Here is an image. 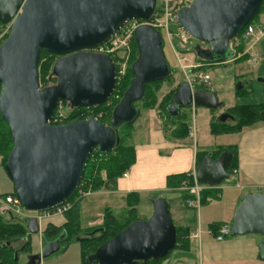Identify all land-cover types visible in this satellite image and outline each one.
I'll return each instance as SVG.
<instances>
[{"label": "water", "instance_id": "95a60500", "mask_svg": "<svg viewBox=\"0 0 264 264\" xmlns=\"http://www.w3.org/2000/svg\"><path fill=\"white\" fill-rule=\"evenodd\" d=\"M159 0H0V24H12L0 46V114L12 135L13 149L4 166L14 193L25 212H44L75 197L93 151L112 153L117 130L134 122L145 99L146 85L171 75L163 53L164 40L150 25L139 27L133 37L138 59L132 64L133 80L113 112L109 126L98 119L55 126L57 106L71 109L103 106L116 89L115 66L110 57L90 52L106 44L133 20L150 23ZM264 0H192L179 9L177 23L191 39L207 46L196 52L203 61L227 64L230 43L255 19ZM60 57L52 76L53 87L41 89L40 54ZM264 86V77L258 79ZM239 89H243L240 87ZM205 90L193 92L183 83L166 107L178 119L182 110L195 106L218 110L222 104ZM233 116L222 114L219 124ZM233 154L225 150L217 159L209 153L197 166L198 184L216 188L228 178ZM149 220L134 221L104 243L87 264H144L164 259L177 245V230L165 198L150 201ZM36 218L27 220L28 236L41 234ZM230 238L264 237V194L248 193L235 211ZM66 233L52 242L43 239L39 255L28 264H41L63 250ZM264 262V244L259 245ZM15 261H18V251Z\"/></svg>", "mask_w": 264, "mask_h": 264}, {"label": "rangeland", "instance_id": "374dc122", "mask_svg": "<svg viewBox=\"0 0 264 264\" xmlns=\"http://www.w3.org/2000/svg\"><path fill=\"white\" fill-rule=\"evenodd\" d=\"M191 1L192 0H171L172 6L168 11H171L173 14H175L177 10L181 9L183 6H189ZM161 9H165V7H161ZM254 22L255 36L247 40L246 46H244L245 48L241 50L240 54L237 53L235 58L231 59L227 64L208 66L207 68L203 67L202 63L198 62L196 58L194 48L200 45L197 41L190 38V40L186 44H184L182 37L180 36L181 34L179 35L180 31H178V28L176 26H173L171 30L174 35L171 37L172 44L168 41L167 37H165L166 35L162 34L161 37L164 40L163 53L166 59V63L171 70L170 76L172 77L167 81L162 82L161 84L150 86V89H148V101L145 104H136L140 109V116H138V120L133 125L128 127L125 126L118 130L119 138L121 139V143H119L120 147L129 146L130 148L135 149L133 144H135V146L136 144L140 143H142V145H146L145 143H143V131L150 127V116H153L155 125L163 130L164 134L168 139H170L171 142L174 141L172 138H174L178 133L177 127L180 126L183 122H186V124L188 125V129H190L188 144L186 143V145H189L192 148L196 147L199 152L207 150V152L210 151L209 153H213L219 150V146L221 147L222 145H226L229 143H231L232 145L235 144V136L231 135L218 138L214 137L211 134L210 126L214 122V120L217 121L218 117L223 112H229V110H231L232 112V108L234 107H253L260 105V108H257L256 112L259 113V111L264 110V106H262L264 105V86L263 84L258 82V79L262 78V76L260 75L264 74V69L260 70L263 64L262 62H258V60H256V58H258V55L257 53H255V47L253 45L257 44V41L259 40L258 37L261 34L260 32H262L261 29L262 26H264V14H260L254 20ZM11 26L12 25L10 24L0 26V46H2L8 39L11 32ZM240 42L241 39H236L232 41V43H230V49L226 59H230L234 56L233 49L237 50V46H239ZM132 43L133 39L131 38V41L129 43V51L131 53L129 54L126 63L128 68L126 77H123V83L120 86H117L118 89L116 88L113 91L114 93L108 100V102L106 104H103V106H100V108H89L83 111H79V109L75 108L71 109L70 107H68L69 105L67 103L63 102L60 111L58 112L57 110L56 112V115L58 114V119H56V122H54L53 120V123H51L52 125L59 126L68 124L69 121L71 122L73 120H75L74 122H76L95 118L104 125L109 126L114 109L116 108L117 104L121 102L126 90L129 89L130 84L134 79L133 76L129 73V69L130 66H132V64L137 61L138 51L135 50V48L132 46ZM251 46H253V49L249 50V47ZM246 54H248L249 59L244 58V55ZM59 59L60 57H45L42 59L39 67L38 80L40 82L41 89L53 87L57 84V79L52 76V67H54L55 63ZM195 66L198 67L196 68ZM183 67L186 68V71L183 70ZM195 70L200 71L195 72ZM201 75L210 76V87H204V85H202L199 80ZM187 76L189 78H187ZM187 82L191 85V89H193V92H196L199 87L203 86V88H205L207 92L217 97V101H219V103L222 104L223 107L219 110H212L206 107L195 106L193 108L184 110L181 114L182 117L178 121H170L166 116L165 108L168 104H170L169 102L172 101L180 86L183 83ZM240 87H243V89H239ZM242 90L245 93H242V96L238 97L237 92H242ZM249 112L250 111L248 110H244L242 113H244L247 117L251 114ZM237 116L240 117L239 119H246V117L243 114H240L239 111H237ZM179 133L178 136L180 135ZM155 140L156 139H154V141ZM120 154L121 152L117 150V153L115 155L119 156ZM108 159L109 158H98L96 155H93V157H91L88 167L89 171L87 172L89 175L93 172L95 173L96 189H93V192H90V190H87L83 186L79 190L78 195L75 197V199L69 202V205L71 204L69 207H73L67 211V214L65 213V215L62 216L41 221L39 225L41 227V234L33 235L28 238L31 244V249L25 251L26 253L21 252L18 255V264H28L29 256L39 255L41 253L43 249V240L41 239L42 233L47 228V225L52 224V226H63V224L69 222V211L74 208V205L75 209L73 212L74 218H76V224H74L75 230L81 231L82 233H90L99 229V227L103 225L102 223H104V215L106 213V209L112 210L114 215H116L117 217L123 216L122 220L119 218L121 220L120 223L122 224H125L126 220H128L129 218H134L135 221L144 222L145 220H149L151 218L153 214V207L150 204V201L152 199L144 201L138 208H136V210L134 211V216H131L132 214H130L128 210H125L126 199L124 197L120 195H107L104 191L97 190V187L106 180L105 171L100 172V175H98V166L102 161H107ZM4 160L5 157L0 159V221L11 224L22 223L26 226V217L35 215H31L28 213H21V215L12 214V209L9 206L4 205V202L2 201L5 195H9L14 192V185L11 183V180L8 178L3 168L7 163L6 161L8 160V158L6 161ZM2 165L3 167H1ZM193 179L195 180V176H193ZM195 184L196 183L194 181L193 186H195ZM237 184L239 183L232 174L230 178H228V180L224 181L222 185H220L218 191L212 192L213 194L208 197L207 202H203L202 204L198 205L199 208L197 207L193 215L196 216L197 224L198 226H200L201 222L198 218L201 216V211L203 212L205 218L203 219L204 224L202 223L203 233H207L209 231V228H211V226L214 224L224 223L222 220H224V218H226L230 213V208L228 205L231 203V201L237 199L238 194H242V191L239 188L240 186L237 187ZM192 187L186 186L187 189L183 192L185 194V198H182L181 200L182 205L180 201H171L169 207L170 216L172 217L171 220L174 222L175 227L179 229L190 228L191 232L194 230L193 226L184 227V224L179 221L178 215L176 213L179 212L180 215L184 218V215H188L190 213L186 210L193 209L184 206V203H186L188 199L192 198L188 194L189 189ZM213 189L215 188H204L202 192L210 191ZM202 192L200 193L201 195ZM219 195H221V198L218 197ZM157 198L166 197L161 195V197L158 196ZM182 212H185L186 214H183ZM94 234L90 237H93ZM86 236V234H81L79 238ZM190 236L191 233H189L188 237L190 238ZM226 239L229 238L227 237ZM24 242L25 241L13 242L9 247L14 250H19L20 248H23ZM2 245L5 246L7 245V243L3 242ZM92 245L95 246L96 244ZM64 248L62 251H60L59 254L46 261H42L41 264H82V262H84V247L81 242H77L76 239L71 238L64 245ZM179 249L181 248L177 247L176 245V249L172 250V252H170L166 258L160 259L158 264H171L172 261H174L173 259L181 258L183 254L181 255V253L177 252ZM196 255L197 254L194 253L193 258H195L194 260H196L198 263Z\"/></svg>", "mask_w": 264, "mask_h": 264}, {"label": "crops", "instance_id": "0c3cea01", "mask_svg": "<svg viewBox=\"0 0 264 264\" xmlns=\"http://www.w3.org/2000/svg\"><path fill=\"white\" fill-rule=\"evenodd\" d=\"M261 30L257 44H253L255 53L258 55L256 60L263 64L260 70L264 69V26H262ZM252 49L253 46L249 47V50ZM260 76L264 77V74ZM150 121V127L143 131V143L146 145L140 143L135 146L133 144L136 151V160L135 164L127 172V176L117 181L116 191L101 190L107 195L124 197L126 199V209L129 195L136 196L139 206L144 201L157 199L161 195L166 197L169 207L171 201H180L182 205L181 200L185 195L183 192L187 188H172V185L168 182L169 177L185 173L193 176L197 169L199 156L210 152H207V150L199 152L196 147L192 148L186 145L189 137L181 140L172 138L174 141L171 142L163 130L155 125L153 116H150ZM231 135L236 137L235 144L229 143L219 146V149L230 146L236 147L234 153L237 156V164L232 174L239 183L237 187L240 186L239 188L242 191V194H238L237 199L231 201L228 205L230 213L222 220L224 222H222V226L224 227L225 225L230 228L233 224L235 211L244 196L248 193L264 194V120L250 124L249 127L234 134L213 136L218 138ZM154 139L156 140L154 141ZM219 188L220 186L210 191L215 192ZM219 198H221V195H219ZM132 201L135 202L134 197H132ZM195 210L194 208L186 210L190 213L184 215V218L179 212L176 213L184 227L193 226L194 230L190 232L191 236L188 238V244L185 245L186 249L177 251L181 255L183 254L182 257L173 259L174 261L171 264H264L258 257L260 253L259 245L260 243L264 244L263 236L229 238L222 242H217L215 236L208 233L210 230L207 233H203L202 226L205 218L202 211L201 216L198 218L201 225L199 224L200 226H198L197 218L193 215ZM182 213L186 214L185 212ZM196 232L201 234L198 239L193 238ZM194 253L197 254L198 263L193 258Z\"/></svg>", "mask_w": 264, "mask_h": 264}, {"label": "trees", "instance_id": "16d2710c", "mask_svg": "<svg viewBox=\"0 0 264 264\" xmlns=\"http://www.w3.org/2000/svg\"><path fill=\"white\" fill-rule=\"evenodd\" d=\"M183 7H185V6H183ZM263 12H264V5L262 6L260 12L255 17V19L260 14H262ZM254 20H252V22L250 23L249 26L255 27ZM0 26H2V25L0 24ZM248 27L242 33H240V35L236 38V39H241V42H240L239 46H237V50L233 49L234 50L233 59L235 58L237 53L240 54L241 50H243L245 48L244 46H246L247 39L244 37L245 36L244 33H246V31L248 30ZM161 36H162V34H161ZM132 46L135 48V50L138 51L137 45H136L134 39H133ZM198 46H201V49H205L207 47V46L202 45V44H200ZM198 46H196L195 48H197ZM195 48H194V51H195L196 58H197L198 62L202 63L203 67L207 68L208 66L222 65V64H217V63L203 61V59H201L198 56ZM40 55L41 56H40L39 67H40V64H41V61H42L43 58H45V57H49V58L57 57V56L50 55V54H47V53L45 54L44 52H42ZM244 56H245L244 58L249 59L248 54H246ZM247 59H244V60H247ZM201 70H203V69H201ZM197 71H200V70H195V72H197ZM129 73L133 76V74L131 72V66H130V69H129ZM171 77L172 76L169 75V77L167 79L163 80V81H158V82L147 84L146 85V89H144V91H145V99L142 102H140V103H144L145 104L148 101V97H149V90L148 89H150V86L161 84L162 82L167 81ZM127 87H129V86H127ZM201 90H205V88H203V86L199 87L197 91H201ZM242 93H245V92L243 90H242V92H237L238 97L242 96ZM140 103H137V104H140ZM117 106H118V104H117ZM262 106H264V105H262ZM96 108H100V107H96ZM257 108H260V105L259 106H253V107L238 106V107L232 108V112H231V110H229V111L231 113H233V115L236 117L237 123L232 126V125H226V124H221V123L219 124V122L214 120V122L210 126L211 127V133L213 135H216V136L225 135V134H234V133H237V132L241 131L242 129H244L246 127H249L250 124H253V123L261 121V120H264V110L263 111H259V113H257L256 112ZM83 110H86V109H79V111H83ZM244 110L250 111L249 112V113H251L250 116L246 117L245 114L242 113ZM139 111H140V109H139ZM237 111H239L240 114H243L246 117V119H239L240 117L237 116ZM253 111H255V112H253ZM235 112H236V114H235ZM165 113H166V108H165ZM112 116H113V114H112ZM138 116H140V113H139ZM138 116H137V119L134 122L129 123L128 125L125 124L122 127H125V126L128 127V126L133 125L138 120V118H139ZM166 116H167V113H166ZM181 117H179L178 119H172L169 116H167V118L170 121H178ZM76 120H79V119H76ZM74 121L75 120H73L71 122L73 123ZM71 122L69 121V123H71ZM120 129H118V130H120ZM177 129H178V133H179V130L181 129L180 133H179L180 135L178 136V133H177L174 138H178V139L181 140V139H185V138L189 137L190 129H188V125L186 124V122L185 123L183 122L180 126L177 127ZM118 130H117L118 143H116L117 145H116V147H115V149H114V151L112 153H109L107 155H103L102 156V154L97 153L96 151H93L91 156L89 157L90 160H91V157H93V155H96L98 158L99 157H101V158H109L107 161H102L101 164L98 166V170H97L98 171V175H100V172L105 171L106 172V180L104 182H102L101 185H99L97 187V190H105V191H111V192L116 191L117 190V184H116L117 181L120 178H122L129 171V169L132 168V166L135 164L136 151H135V149L130 148L129 146L128 147H125V146L124 147H120L119 143H121V139L119 138V131ZM10 134L11 133L9 132L8 126L6 125L5 122H3V119H2L1 114H0V159L5 157L4 161L7 160L8 155H9L10 151L12 150L11 147H13V144H12V141H11L12 135H10ZM235 148L236 147L233 148L232 146H230V147H227V148H221V149L217 150L216 152L211 153V154H213V160H217L223 154V152L225 150H228L230 153L233 154V162H232V165H230L231 167L228 170L229 174H232L234 172V170L236 169L237 156H236V153H234V151H236ZM117 150H119L121 152V154L119 156L115 155L117 153ZM208 155L209 154H207V153L201 154L199 156L197 166ZM117 157H119V158H117ZM90 160L88 162L86 170L84 171V175H83V177L81 179V182L79 184V188H78V190L76 192L75 197L78 195L79 190L83 186L87 190H90V192H93V189H96V185H95L96 176H95V173L93 172L92 174L89 175L88 172H87V171H89L88 167H89V164H90ZM1 167H3V165ZM193 180L194 179H193V176L191 174H186L185 173V174L173 175V176L169 177V181L168 182H169L170 185H172V188L181 189V188L186 187V186L187 187H192L194 185V181ZM212 194L213 193L211 191L202 192L201 204L203 202H207L208 197H210ZM9 195H15V193L13 192L12 194H9ZM6 196H8V195H5L3 198H5ZM75 197L72 198V200L75 199ZM132 197H134L135 202L132 201ZM183 198H185V196ZM138 206H139V202H138V199L136 198V196L129 195L128 198H127V209H125V210H128V212L130 214H132L131 216H134V213H135L134 211L136 210V208ZM74 209H75V205H74V208L71 211H69L68 218L70 219V221L67 222L66 224H63V226H54V225L52 226V224L47 225V228L42 233L43 239L45 241L52 242V241L56 240V237L61 235L62 231H64V232L66 231L68 233V237L66 236L67 238H65L61 242V244L63 245V248H64V245L71 238L75 239V238L80 236V234L82 232L75 230V225L74 224H76V218H74V212H73ZM122 217L123 216L117 217L116 215H114V213L111 210L106 209V213L104 215V223H102L103 225L101 226L100 234L98 236H93V238H91V239H87V240H84L83 242H81L83 244V247H84L83 248V251H84L83 252V254H84L83 259L84 260L86 259V261H88V259L92 255H94L95 252L97 251V249H99L104 243L110 241L111 239L116 237V235H119L130 224H132L135 221L134 218L133 219L129 218L128 220H126L125 224H122V223H120V221L122 220ZM221 227H222V224H214V225H212L211 228H209L210 233H212L215 237H217V235L219 233L218 231L220 230ZM176 230H177V233H176L177 234V247H179L181 249H186L185 245L188 244V238H189L188 236H189V233L191 232V229L190 228H181V229L176 228ZM28 238H30V236H28L27 227H25V225H23L22 223H12L11 224V223L0 221V264H18V261H15L16 256H15L14 252L18 251V253L20 254L21 252L26 253L25 251L30 250L31 249V244H30ZM228 238H230V237H228ZM23 241H25L24 242V246H23V248H20L19 250H14L11 247H9L10 244L13 243V242H23ZM3 242H6L7 245L3 246L2 245ZM92 244H96V245L94 246ZM175 249H176V246H175ZM170 252H172V251H170ZM159 261L160 260H157L156 262L150 261V262H148L146 264H158Z\"/></svg>", "mask_w": 264, "mask_h": 264}, {"label": "built area", "instance_id": "2783aa9c", "mask_svg": "<svg viewBox=\"0 0 264 264\" xmlns=\"http://www.w3.org/2000/svg\"><path fill=\"white\" fill-rule=\"evenodd\" d=\"M171 6H172L171 0H159L158 8L160 10L159 9L156 10L157 13L155 14L154 18L152 19L150 23L139 21V20L130 21L129 23L125 24L124 27L120 31H118L106 44L90 51L92 53H97V54L99 53L101 55H106L112 59L114 63L113 65L115 66V71H116L115 77H114V79H116V88L117 86H120L123 83V79H124L123 77H126V73L128 69L126 63H127L128 56L131 53L129 51L130 50L129 43L131 41V38L134 39L133 37L135 36V32L139 27L143 25L152 26L160 34H165L166 35L165 37H167L168 41L172 44L171 37L174 35L171 32V30L173 26H176L178 28V31H180L179 35L181 34L180 36L182 37L183 43L186 44L190 40V37L187 36L181 29H179L180 27L178 26V23H177V14H178L179 9L177 10L175 14H173L171 11L170 12L168 11L170 10ZM161 7H165V9H161ZM254 33H255V27L249 26L246 33H244L245 34L244 37L248 40L255 36ZM195 67L197 68L198 66H195ZM183 70L186 71V68L183 67ZM187 78L189 77L187 76ZM199 80L202 83V85H204V87L211 86L210 76L201 75ZM62 104L63 103H60L57 106L56 112L57 110L58 112L60 111V109L62 108L61 107ZM56 119H58V114L56 115L55 113V116L52 119V123H53V120L54 122H56L57 121ZM126 176H127V173L123 177H126ZM193 176H195V174ZM195 180H196V177H195ZM195 183H196L195 186L190 188L189 193H188L190 197L192 198L188 199L187 202L184 203V206L197 209V207L199 208L198 205L201 204L200 203V197H201L200 193L203 191L204 188H211V187L200 185L197 183V181H195ZM2 201L4 202V205H7L12 209V214L21 215V213H25V214L28 213L31 215H35V216L26 217V220L30 218H36L38 219L39 223L46 219H52L54 217L65 215V213L67 214L68 213L67 211L73 207V206L69 207L71 205V204L69 205V202H70L69 201L51 210H47V211L39 212V213L38 212L29 213V212H25L22 209L21 204L17 200V197L15 195H8ZM229 231H231V228L229 226H224V227L222 226L220 230L218 231L219 233L216 237L217 241L222 242L227 237H230ZM199 236H200V233L198 234L196 232L195 235H193V238L197 239L199 238Z\"/></svg>", "mask_w": 264, "mask_h": 264}, {"label": "flooded vegetation", "instance_id": "af4514ba", "mask_svg": "<svg viewBox=\"0 0 264 264\" xmlns=\"http://www.w3.org/2000/svg\"><path fill=\"white\" fill-rule=\"evenodd\" d=\"M222 107H223V106H222ZM222 107H221V108H222ZM221 108H219V109H221ZM219 109H218V110H219ZM183 111H184V110L181 111V114L183 113ZM224 113L233 116L232 119L229 118V119L227 120V122L225 123L226 125H232V126H233L234 124L237 123V119H236V117L233 115V113H231V112L229 111V112H223L222 114H224ZM181 114H180V115H181ZM222 114H221V115H222ZM181 116H182V115H181ZM181 116H180V117H181ZM27 220H28V219H27ZM27 220H26V225H27ZM100 231H101V227H99V229H97V230H95V231H93V232H90L91 234H90V233H81V234H86L87 236H86V237H81V238L77 237V238H75V239L77 240V242H83L84 240H87V239H91V238H93V237H90V236L93 235L94 233H95L94 236H98V235L100 234ZM63 232H64V231L61 232V235L63 234ZM64 233H66V236L68 237V233H67L66 231H65ZM81 234H80V235H81ZM61 235L58 236V237H56V239L59 238V237H61ZM67 237H66V238H67ZM62 246H63V245H62ZM18 255H19V254H18ZM87 263H88V262L86 261V259L84 260V262H82V264H87ZM138 264H144V262H138Z\"/></svg>", "mask_w": 264, "mask_h": 264}, {"label": "bare ground", "instance_id": "6f19581e", "mask_svg": "<svg viewBox=\"0 0 264 264\" xmlns=\"http://www.w3.org/2000/svg\"><path fill=\"white\" fill-rule=\"evenodd\" d=\"M225 226V225H224Z\"/></svg>", "mask_w": 264, "mask_h": 264}]
</instances>
